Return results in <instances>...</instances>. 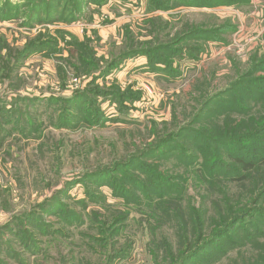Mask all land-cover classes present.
I'll return each instance as SVG.
<instances>
[{"label": "rangeland", "instance_id": "rangeland-1", "mask_svg": "<svg viewBox=\"0 0 264 264\" xmlns=\"http://www.w3.org/2000/svg\"><path fill=\"white\" fill-rule=\"evenodd\" d=\"M10 1L20 3L21 9L19 17L0 21V107L4 108L0 111V235L4 249L8 245L14 251L24 250L18 236L6 228L23 213H35L42 229L50 232L34 227V244L41 250L25 251L22 262L2 249L0 264H179L202 230L208 238L222 216L250 205L249 196L264 185V166L251 170L244 181L220 180L214 187L193 175L186 180L182 201L173 202L169 217L146 204H124L105 179L120 181L123 173L129 180L142 179L144 174L127 167L145 163L178 183L179 175L191 172L184 161L163 150L145 156L160 137L186 128L225 138L260 123L264 86L256 84L264 79V0H227L208 7L203 2L195 6L197 0H170L179 7L152 12L148 11L151 0H46L50 4L45 11L41 4L37 14L47 13L53 20L34 21L31 26H25L26 13L34 4ZM76 6L81 12H75ZM127 30L133 35L131 41ZM49 36L59 41L50 44L54 50L22 58L28 45ZM149 41L163 48L162 55L175 51L180 57L166 67L150 63L146 55L122 59L147 49ZM192 48L200 51L196 57L190 56L198 52ZM75 49L73 56L70 50ZM114 60H120L118 67L104 74ZM240 79L255 81L250 90L241 84L233 90ZM117 91L139 98L120 102L113 96ZM81 93L90 95L91 107L99 109L90 122L76 112L79 102H47L50 96L72 100ZM207 102L216 111L214 119L197 122ZM68 106L72 109L62 113ZM227 114L234 119L229 126L220 125L221 130L208 123L223 124L225 119H219ZM131 157L139 161L127 166ZM201 163L199 159L196 169ZM61 205L72 209L71 222L53 212ZM184 234L193 244L185 242ZM165 241L172 246L168 256L173 253L176 261L167 256ZM239 245L205 264L264 261V244ZM120 250L123 254L117 257Z\"/></svg>", "mask_w": 264, "mask_h": 264}, {"label": "trees", "instance_id": "trees-1", "mask_svg": "<svg viewBox=\"0 0 264 264\" xmlns=\"http://www.w3.org/2000/svg\"><path fill=\"white\" fill-rule=\"evenodd\" d=\"M64 1V0H61ZM76 1V0H74ZM88 2H97L102 3L105 0H85ZM170 0H151L150 8L148 11L152 12L155 10H171L179 7L178 2L170 3ZM179 1V0H176ZM216 3H213L215 2ZM29 4L31 2L34 4L32 6L31 10L26 13L27 15V21L25 22L26 25H32L34 21L37 23L39 22H50L52 21V17L49 19V14L46 13V16L43 14H37L38 7L43 4V11L46 10L45 5H49V2H46V0H35L34 2L32 0L28 1ZM194 2V1H193ZM198 4L195 6H200L201 4H204V6L208 7L210 4L212 5H224L227 0H197ZM199 2H203L199 4ZM219 2V3H217ZM63 3V2H62ZM24 4V3H23ZM79 6V4H75ZM76 6V7H77ZM47 7V6H46ZM80 7V6H79ZM77 7L75 12H79L80 8ZM20 3H13L10 0H0V21H6L10 19H14L20 16ZM81 12V11H80ZM62 16H68L67 11L62 10ZM64 19V18H63ZM59 33H63L60 30H57ZM127 38L132 40L133 35H131V31L127 30L126 32ZM44 36V34L40 35ZM211 37H215L212 35ZM50 38V36L48 37ZM41 40V39H39ZM151 41H149L148 47L145 50L141 51H134V53H129L123 55L122 59H128L132 58L133 54L135 55H146L149 57L150 63H156L157 65H163L166 67L171 66L174 64L175 60L180 57L179 53L175 51H172L171 55L166 56L162 55L161 52L163 51V48L153 47L151 45ZM50 44H59V41L57 38H50L45 41H35L31 43V45H28L25 50L26 53L22 55V58L25 57V55L38 52V51H44V52H50L54 50V46H50ZM160 44V43H159ZM194 51H198L197 53H192L190 56H197V54L200 53L198 49L192 48ZM72 55L74 56L77 50H70ZM50 54V53H49ZM189 54V53H188ZM121 60V59H120ZM120 60H114L109 67L106 68L104 74L109 73L113 69L117 68L120 64ZM119 61V62H118ZM248 80V79H247ZM255 81L246 79H240L236 85L234 86L233 90L238 88L240 84L247 88V90H250L251 83ZM256 86L263 87L264 86V79L262 80L261 84H256ZM250 93V91H249ZM103 94V93H98ZM251 94V93H250ZM80 96L77 99H63V97H49L47 99V102H60L64 105H69L71 102H78L81 104L80 110H77L76 112L79 113V116L82 121L84 122H90L92 119L90 116L95 115L99 112V109H94V107L91 105L93 104V99L90 95L87 93H81ZM114 98L119 100L120 102L123 99H131V98H139V95H134V97H129L128 93H123L121 91L113 92ZM211 102L212 100L209 99ZM259 101V100H257ZM227 106H231L230 102H226ZM54 104V103H53ZM239 106L240 103H237ZM212 107V106H211ZM209 102H207L204 106V109L197 114L196 121L198 122L202 118L206 119H214V114L216 111L209 109ZM245 108V107H244ZM4 110V108L0 107V111ZM69 106L66 107V109H61V112L64 113L65 111H69ZM1 111L2 113L4 111ZM122 111V109H120ZM56 111H59L56 109ZM207 112H209V115H205ZM205 115V116H204ZM213 116V117H211ZM233 117L229 114H227L225 117H220L219 120H224L223 124H220L219 122L215 121H209L208 123H211L214 126H217L218 129L221 130V126H229V124L232 123ZM244 119V117H242ZM66 119H62V123L65 124ZM260 122V123H259ZM206 123V124H208ZM259 123V124H257ZM257 125L252 128V130L247 131L245 133H239L238 135H232L227 134L228 136L225 138H220V136L209 134L207 131H204L202 129H182L181 131L177 132H171L168 134L163 135L160 137L158 141H156V144L152 151L150 148H148L144 153L145 156L148 154H151V152L157 151V150H163L162 152H167L168 154H171L169 156H172L171 158L178 157L180 160L184 161L187 167V170L189 171L191 169V172L187 173V176H182L180 178V175L176 178L178 179V183L176 181H173V179H168L163 176V174L160 172L157 168H154L151 165H147L145 163H138L137 165H132L129 169V171H133L135 169L139 170V173L143 178L137 177L135 179L129 180V175L127 173H123V179H118V181L113 180L111 176H108L105 180L106 182L110 183L114 187V192H116V196L120 197L118 199L124 201V204L128 205H139L142 206L146 204L148 207L152 209H156L161 211L163 213V216L166 215V217H169V214H172L174 210H172V207H175L173 205V202L182 201L184 192V186H186L187 181L190 180V178L193 175H196V181L201 180L202 183H208L211 186H215L216 183H219L220 180H226V181H235L240 182L244 181L249 177V173L251 170L260 168L264 166V115L261 116L258 121ZM32 126H34V123L30 122ZM241 124V122L239 123ZM237 124V125H239ZM236 129V128H235ZM237 130V129H236ZM214 132V131H213ZM228 140H222L227 139ZM168 156V155H165ZM202 159V163L200 164V168L196 169V164L198 163V160ZM139 161L138 157L136 159H132V157L127 161V166L129 162H135ZM110 171L103 173L109 174ZM195 177V176H194ZM227 177H230L227 178ZM187 180V181H186ZM126 182L128 186H131V189H127V185L124 183ZM264 183V182H263ZM262 183V184H263ZM206 184V186H208ZM209 187V186H208ZM135 189H137L140 193H134ZM216 189V188H213ZM177 192H180L179 194H176ZM182 192V193H181ZM92 195L91 193H89ZM88 195V194H87ZM158 195V196H156ZM156 196V197H155ZM90 197V196H89ZM251 200L250 205H246L243 209H238L234 213V211H229L227 215L222 216V219L220 220V224L218 225V228L215 229L211 236L208 238H204V230L200 232L197 236V238L194 239L195 243L192 246V251L190 254L186 256H182V258L179 261V264H205L210 263L211 261L219 258L221 255L225 254L228 249L239 247L240 243L243 241L250 242L253 246L257 245L260 246L261 244H264V206H259L260 202L264 201V185L260 187L257 194H253V196H249ZM93 200V199H92ZM172 202V203H170ZM169 203V204H167ZM49 212V209H47ZM72 209L68 210L64 205H61V208L59 210H55L53 212L58 213L59 215L63 216L64 222H71V218L73 217V213L71 212ZM171 212V213H170ZM182 213V212H181ZM180 213V214H181ZM177 214V213H175ZM179 214V216H180ZM229 216H232L229 222L224 221L225 217L228 218ZM176 217H178L176 215ZM184 217V216H183ZM95 219L98 221L99 217L95 216ZM197 219V218H196ZM123 219H119V223L122 222ZM160 223L163 221L161 219ZM181 221V220H179ZM223 222V225L219 228L221 223ZM182 223V222H181ZM41 224H43L39 217L33 214L29 213H23L21 215H17L15 217L14 222L10 220V223L6 225V228L13 233L14 236H18L16 238L19 239L21 242V247L24 248V250H16L12 249L10 246L7 245L6 249H4L2 236L0 235V252L1 250H6V252L9 255L18 257L20 261L23 262V254L25 251H28L30 253H37L41 248L34 244V234H33V228L37 227L36 229L43 231L44 233H49L50 231L45 229L43 230L41 227ZM182 225V224H181ZM180 225V227H181ZM217 227V226H216ZM41 228V229H40ZM61 231L60 229L58 230ZM62 233V232H61ZM63 234V233H62ZM64 235V234H63ZM187 242L191 237H189L187 234L181 235ZM36 238V236H35ZM191 244H193V240H189ZM164 246H167V256L170 251H172V246L170 247V243L165 241L162 243ZM231 246V247H229ZM115 247H112L111 250L115 251ZM11 251H14L13 253ZM173 252V251H172ZM181 253V252H180ZM123 254V251L117 252V257H120ZM169 259L174 260L173 253L168 256ZM176 261V260H174ZM2 264H6L3 262ZM258 264H264V261Z\"/></svg>", "mask_w": 264, "mask_h": 264}]
</instances>
